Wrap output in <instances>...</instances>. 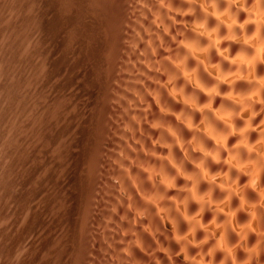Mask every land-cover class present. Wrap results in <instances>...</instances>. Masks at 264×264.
<instances>
[{
  "label": "rangeland",
  "instance_id": "obj_1",
  "mask_svg": "<svg viewBox=\"0 0 264 264\" xmlns=\"http://www.w3.org/2000/svg\"><path fill=\"white\" fill-rule=\"evenodd\" d=\"M138 2L0 0V264L16 252L17 264H120L137 210L119 195L117 165L133 180L139 166L117 157L144 137L127 107L146 65L118 22L138 19Z\"/></svg>",
  "mask_w": 264,
  "mask_h": 264
},
{
  "label": "clouds",
  "instance_id": "obj_2",
  "mask_svg": "<svg viewBox=\"0 0 264 264\" xmlns=\"http://www.w3.org/2000/svg\"><path fill=\"white\" fill-rule=\"evenodd\" d=\"M141 9L158 12L175 39L154 87L160 103L151 126L161 154H148L139 167L128 161L138 167L135 184L120 165L123 184L114 181L125 200L130 187L148 185L133 214L145 221L141 231L153 247L145 249L132 230L120 264H132L133 249L152 264H264V73L257 70L264 66V0H156ZM142 32L136 22L126 41L132 51ZM241 82L245 87H237ZM129 95L137 106L129 112L140 113L146 98L155 102L153 91ZM149 214L160 223L153 226ZM24 255L14 253L11 264Z\"/></svg>",
  "mask_w": 264,
  "mask_h": 264
},
{
  "label": "bare ground",
  "instance_id": "obj_3",
  "mask_svg": "<svg viewBox=\"0 0 264 264\" xmlns=\"http://www.w3.org/2000/svg\"><path fill=\"white\" fill-rule=\"evenodd\" d=\"M136 1L137 2L138 1H141L140 3H142L143 6H147V7H150L152 4H154L156 2V0H136ZM173 2H175V0H169V6H171V4ZM138 4H139V2H138ZM134 6H136V5H134ZM132 8H134V7L132 6L131 9ZM140 8H141V4H140V7L137 8V9H140ZM140 10H134L135 13H136V15H138L139 13H142V14H139L140 17L147 16V19L139 20V17H137L138 19H133L132 18L131 20L130 19H127L125 21H122V24H121L120 21L118 22V23L121 24V25L119 24V26H121V29H120V32L119 33L121 34V37L123 36L124 40H126L125 39L126 37H129V33L135 27V23L136 22H139V23L143 24V26H144V32L141 33L143 39L140 40V41H137V49H136L137 52H135V53L136 54L137 53H142V55L144 54V56H143L144 61L143 62L145 63L146 67L143 66L142 69H139L140 68L139 67V68H137L139 71L136 70L137 73L140 72V74H141V77H140V75L138 77L143 78V79H141V81H140V78L139 79L136 78L135 83L137 82V84H139V86H140L139 88H137L138 87L137 86L136 87V90H137V92H139L140 95H143V93L145 92V90H147V91H153L154 99H155V102H153V98H146V99H144V104L146 105V106L145 105L144 106L148 108L147 115L145 113L143 114L145 116L141 115L140 113H141L142 110H140V113H136L137 117L139 119L142 118L140 120L143 121L142 124H140L141 125L140 129H142L143 132L142 131L141 132L144 133V137H137V139H136V141L138 142L139 141V138H140V142H138L139 143V146L136 145L133 148V146H130L129 145V147H132L131 150L129 149V147L127 148V150L126 149L123 150V151L126 150V152L124 154V155L127 156V157L125 156L126 159L127 158H129V160L131 159L130 161H133L137 166H141L142 163H147L148 154H151V155H160L161 154V151H162L159 147H155V145H154V143H156V144L159 143V141L157 140V135H158L157 131H154V130H151L150 129V126L152 124L154 125L156 123V121L154 120V118L158 116V109H157L156 105H158L160 103V98L155 95L154 87H155V85L157 83L162 82L163 79H164L163 73L166 71V68H167L166 61L171 58L170 53H171V51H172V49L174 47L173 40L175 39V37L173 35V29H172L171 25L165 19L159 18L160 17V14L158 12L157 13H153L151 15H148L145 11L142 10L143 12H140ZM118 28H120V27H118ZM170 37H171V39H170ZM226 43H230V42H226ZM145 45H150V49L149 50H151V51L149 52V54L146 53L144 51V49H143V46H145ZM231 50L233 52H235L237 50V45L232 44L231 45ZM142 55L140 54V56H142ZM41 56H42V54H41ZM131 56L128 55V57H131ZM138 57H139V55H138ZM136 59H135V61L139 60V58L137 60ZM132 60H134V59L132 58ZM61 61H62V59L61 60H60V58H59V60L57 59V61H56L57 63L56 64H59V66L60 65L68 66V63L64 62V60L62 62ZM70 64L73 65L72 63H70ZM132 69H133V67H132ZM257 70L259 72H261V73H264V66L259 67ZM131 84H133V83H131ZM140 84L143 87H141ZM237 87L243 88V87H245V85H244L243 82H241V83H239L237 85ZM176 107H179V106L177 105ZM127 108H129V107H127ZM134 117L136 118V116H133V118ZM141 121H140V123H141ZM129 129H130V127H129ZM140 129H137L136 128V130H140ZM5 132H6V130L0 132V135L2 136L3 134H5ZM131 140H132V138H131ZM138 147L141 148V149H137ZM123 153L124 152H122V154ZM2 158H3V156L0 154V162H1V159ZM4 161H5V158H4ZM217 167H218V165H215V164L212 165L213 170H215ZM132 171H133V178L136 181V175L135 174H139L138 173V168L132 169ZM129 174H130L129 176H131V173H129ZM0 177L3 178L2 175H0ZM134 180H133V182L135 184V181ZM0 187H1V185H0ZM2 187H3V185H2ZM135 188H136V190H134V191L131 188H129L128 195H130V198H132L131 201L133 202L132 204L134 206V209H136L137 211H139L140 210V207H142V202H141L140 196L143 195V190L144 189H147L148 188V185L145 183L142 187H135ZM135 188H133V189H135ZM139 194H140V196H139ZM249 196H250V198H254V194L253 193H249ZM6 201H7L6 200V196H4L3 193H1L0 194V207H4L5 206L4 203L6 204ZM233 204H235V200L233 201ZM8 213H9V211H8V209H6V211H5L4 214L7 215ZM0 216H3V214H0ZM244 219H245V216L243 214H241L240 215V220H244ZM148 220L151 221V224L153 226H155V225H157V224L160 223L159 221L155 220L152 217L151 214H149ZM135 221H136V224H134V226L132 228H134L139 233V235L142 237L144 248L145 249H149V248L153 247L152 238L146 232L141 231V227L145 224V221H138V220H135ZM132 222H133V220H132ZM130 230H132V229L130 228ZM129 231H128V233H129ZM116 235L113 234V236H112L111 234H109L108 236L109 237L112 236V241H116V240L119 241V239H117ZM118 238H120V240H122L121 239L122 237H118ZM160 239H161V241H163L164 237L161 235L160 236ZM251 239H254V237H250V240ZM105 244H107V242ZM114 246H116L115 243H114ZM173 247H175V245H173ZM159 255L162 256L163 254L162 253H159ZM132 256H133V260L136 262V264H152L150 258L149 257H146L145 254H144V252H142V251H140L138 249H135V250L133 249ZM161 264H166V262H164L162 260V258H161Z\"/></svg>",
  "mask_w": 264,
  "mask_h": 264
}]
</instances>
